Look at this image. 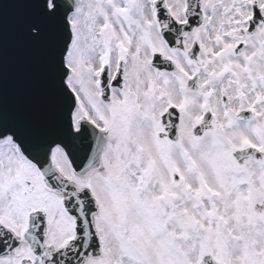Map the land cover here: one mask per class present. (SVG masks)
<instances>
[{
    "label": "snow or ice",
    "instance_id": "6c2138e0",
    "mask_svg": "<svg viewBox=\"0 0 264 264\" xmlns=\"http://www.w3.org/2000/svg\"><path fill=\"white\" fill-rule=\"evenodd\" d=\"M0 264H264V0H0Z\"/></svg>",
    "mask_w": 264,
    "mask_h": 264
}]
</instances>
